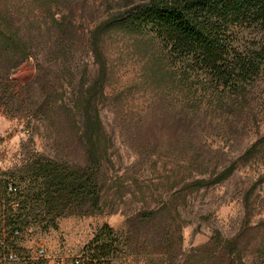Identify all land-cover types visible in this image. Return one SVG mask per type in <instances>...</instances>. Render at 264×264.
Wrapping results in <instances>:
<instances>
[{
	"label": "rangeland",
	"instance_id": "374dc122",
	"mask_svg": "<svg viewBox=\"0 0 264 264\" xmlns=\"http://www.w3.org/2000/svg\"><path fill=\"white\" fill-rule=\"evenodd\" d=\"M148 1L0 0V30L15 39L0 56L13 62L0 71V181L27 207L18 226L0 215V230L19 251L46 246L41 264L86 263L97 239L116 240L112 264H218L225 251L204 247L215 231L235 243L226 264H264V70L237 93L182 77L129 17ZM104 69L99 207L79 198L48 213L20 179L43 157L88 165L82 98ZM234 163L225 181L193 184Z\"/></svg>",
	"mask_w": 264,
	"mask_h": 264
},
{
	"label": "trees",
	"instance_id": "16d2710c",
	"mask_svg": "<svg viewBox=\"0 0 264 264\" xmlns=\"http://www.w3.org/2000/svg\"><path fill=\"white\" fill-rule=\"evenodd\" d=\"M129 17L135 26L148 28L160 41L173 70L184 78L204 76L214 89L237 93L254 83L264 70V0H149L134 8ZM1 37L7 39L6 44L0 47V56H3L8 52V44L15 43V39L6 30H0ZM12 63L11 59L6 62V57L0 58V71L10 68ZM102 73L103 76L82 98V139L88 165L76 168L43 157L36 160L31 166L33 168L20 179L22 183L30 179L37 189L32 197L45 203L48 213L61 215V211L71 207V203L82 201L79 198L89 201L90 209L99 207L105 152L102 142L108 140L95 106L96 98L102 93L100 88L105 79V69ZM235 166L236 163L215 177L193 184L200 188L223 182ZM9 187V182L0 181V215L7 218V224L18 226L24 218L26 201L18 200L21 197L18 186L16 192H11ZM111 241H93L86 249V263L83 264H112L116 240ZM209 246L225 251L218 264H226L227 260L222 257L232 253L230 248L235 243L215 231L204 247Z\"/></svg>",
	"mask_w": 264,
	"mask_h": 264
},
{
	"label": "built area",
	"instance_id": "2783aa9c",
	"mask_svg": "<svg viewBox=\"0 0 264 264\" xmlns=\"http://www.w3.org/2000/svg\"><path fill=\"white\" fill-rule=\"evenodd\" d=\"M11 192H16L17 185L10 184ZM8 231L5 226L0 230V264H41L40 260L46 257L47 248L44 245H40L34 255L19 251L12 247L8 242ZM12 237L19 238L23 232L20 228H16L10 232ZM80 260L76 259L75 264H79ZM50 264H66L64 260L55 259Z\"/></svg>",
	"mask_w": 264,
	"mask_h": 264
}]
</instances>
